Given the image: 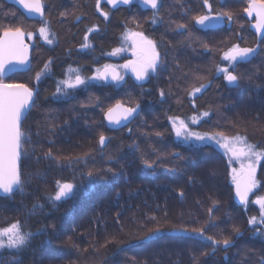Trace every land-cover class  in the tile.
Masks as SVG:
<instances>
[{
    "label": "trees",
    "instance_id": "trees-1",
    "mask_svg": "<svg viewBox=\"0 0 264 264\" xmlns=\"http://www.w3.org/2000/svg\"><path fill=\"white\" fill-rule=\"evenodd\" d=\"M92 2H44L53 21L66 11L75 15L58 28V48L39 56L41 62L53 58V75L39 87L42 105L31 108L22 121L21 130L33 135L24 140L23 152L19 149L23 191L0 196V228L19 221L21 231L33 235L21 249L0 247V264H264V222L255 203L264 197V157L256 173L257 188L247 202L238 204L231 175L232 169L238 170L236 163L215 141L176 139L169 119L179 117L202 135L245 137L264 151V41L247 27L237 28L240 11H229L234 25L228 48H259L246 63L233 68L228 62L239 77L237 85L229 86L215 72L214 51L221 48L223 37L219 33L198 40L195 53L182 54L181 71L165 72L158 83L145 85L121 72L120 83L98 81L89 89L88 81L80 94L74 92L78 88L69 90V103L60 105L54 102L61 99L56 88L68 73L62 72L66 67L82 64L79 74H92L87 72L92 58L76 53L71 42L77 36L74 29L87 18L83 13L92 12ZM80 11L81 19L72 25ZM31 26L18 9L0 0L1 33L16 27L28 33ZM239 36L244 39L236 43ZM16 77L22 84L30 80L23 74ZM201 84L205 88L200 93L189 95ZM117 103L139 105V114L112 129L104 115ZM204 112L209 115L202 116ZM193 117L200 119L196 125ZM101 134L109 138L104 146L99 144ZM145 160L154 161L155 168H146ZM57 181L76 187L69 198L53 203ZM253 217L255 224L250 225ZM155 229L160 231L145 240ZM199 229L203 235L194 231ZM206 237L219 243L214 248ZM225 238L230 246L222 243Z\"/></svg>",
    "mask_w": 264,
    "mask_h": 264
},
{
    "label": "snow or ice",
    "instance_id": "snow-or-ice-1",
    "mask_svg": "<svg viewBox=\"0 0 264 264\" xmlns=\"http://www.w3.org/2000/svg\"><path fill=\"white\" fill-rule=\"evenodd\" d=\"M18 2L23 5L28 13H35L43 16V5L41 0H18ZM101 0H97V7L99 8ZM111 5L125 4L129 5L132 0H107ZM142 5L145 7L150 6L154 10L153 23H156L155 13L159 11V7L162 0H140ZM204 5L208 8L211 6L208 4V0H204ZM249 15L252 12L256 13V28L259 35V39L264 41V0H251L249 7L245 9ZM105 18H107L108 13H102ZM224 16L222 14H217L215 16L209 13L208 15H201L195 17V22L203 27H208L213 23L222 22ZM231 19V17H228ZM178 29H183L184 25H178ZM92 32L93 29H89ZM40 35L47 41L48 44H52L53 40L49 39V30L46 26L39 29ZM25 32L21 27L16 28H5L2 33H0V81H2L5 72L12 71L16 65H24L28 63V45L24 43ZM54 36V34H51ZM27 37L32 38V33L28 32ZM133 55L136 60L129 61L123 67H131L133 72L136 74L137 80H143L149 73H155L158 71L161 60L160 54L157 52V45L152 40L147 39L143 33H131ZM87 40V34L86 38ZM84 46H87L84 45ZM122 49H113L112 55L118 54ZM259 51L258 47L255 48H241L239 45H234L225 54V59L232 64L233 68L235 64L241 62H247L251 57H253ZM51 61L45 64L44 68L36 74V79L39 81L41 77L46 74L49 70ZM218 72L224 74L225 80L230 85H237L239 83V77L234 75L232 71L228 68H218ZM70 73H76L74 79L71 74L68 78L60 81L56 88L57 95H69V90L76 89L80 86L88 83L89 78L82 77L79 74V70L71 69ZM111 80L115 83H120L123 81L124 77L116 71L115 66L105 65L103 70H99L97 75L92 79L97 80ZM205 88V85L201 84L200 87L193 88L189 95H195L200 93ZM36 92L34 89L27 87L23 84H5L0 82V196L12 194L14 190L19 189L23 191L24 181L21 176L22 173L19 171L17 161L20 157V144L23 133L21 132V125L23 119L26 117V112H28L35 103ZM164 93L161 92V96ZM139 114V105L136 107H124L120 103L109 108L105 112V119L111 125H120L123 122L130 121L135 115ZM208 112L202 113V116H208ZM172 120L173 130L177 138L183 141H196V142H207L209 140L215 141L217 144L227 152L231 153L230 160L234 158L236 161L240 162V169H232V181L235 185L236 196L239 197L240 201L247 202L249 193L253 192L257 188L258 181L255 178L256 169L254 167V161H258L260 158L264 157V151H257V145L249 144L245 137H224L222 135H202L200 133L192 132L188 129L187 124L179 117L169 118ZM195 123V120H193ZM159 135V133H158ZM109 138L105 137L103 134L99 137V144L103 146L107 143ZM224 143H221V141ZM237 144L240 146L237 147ZM51 153H49L50 155ZM179 155V154H176ZM247 161V163H245ZM144 165L148 169L155 168L154 161H144ZM93 176L92 172L88 173V177ZM58 191L52 198L53 203L60 201L62 199L69 198L75 190V185L72 183H61L57 181ZM256 204L260 205L261 208V220L264 222V197H258L255 201ZM36 207H43V205H34ZM213 209L209 210L211 215ZM154 219V218H153ZM248 223L250 225L255 224V218H250ZM160 229H155L149 232L144 239H151L158 233ZM198 234L203 235V229L194 230ZM233 231L236 235L240 234L238 227L234 228ZM33 233L22 232L21 224L19 221L9 224L7 227L0 228V247H3V239L7 238V247L21 249L27 245ZM208 241L215 246L219 243L212 237H206ZM222 243L227 247L230 246V240L225 238Z\"/></svg>",
    "mask_w": 264,
    "mask_h": 264
},
{
    "label": "flooded vegetation",
    "instance_id": "flooded-vegetation-1",
    "mask_svg": "<svg viewBox=\"0 0 264 264\" xmlns=\"http://www.w3.org/2000/svg\"><path fill=\"white\" fill-rule=\"evenodd\" d=\"M44 2L45 0H41L43 5L42 17L39 16L36 19L27 18L32 21V26L29 31L32 33V38L29 41L27 33H25L26 35L24 37V43L28 45V63L24 64L23 68L19 71L4 74L2 81H0L5 84H22L17 81L16 75L23 74L26 78H29L30 80L28 83L23 85L34 89L37 93L35 96V103L32 108L34 106L39 107L42 105L39 102V87L42 85L41 83H43V81L52 78L53 75V58L50 57L41 62L39 56H41L42 51L45 49L52 51L58 48L60 41L58 28H60V25L63 23L67 24L69 18L75 15L72 11H66L63 12V15L60 16L58 21H53L52 15H50V13L46 10L47 6H44ZM250 2L251 0H208V4L211 6L208 8L204 5V0H162L159 11L155 13V19L157 22L153 23L154 10L143 9L139 5V0H132L129 5L116 7H110L107 5L106 0H101L99 8L97 7V0H93L92 12H88L87 14L83 13V16H87V18L81 26L74 29L72 35L76 33L77 36H73L71 38V42L74 43L73 50L76 53L88 54L92 58V67L90 70H87V72H92L89 77V89L92 86H97L94 83H97L98 81H101L104 84H115V82H105L102 80L92 79L97 75L99 70L104 69L105 65L115 66L119 73H127V70L123 67V65L129 61L136 60V57L133 55L132 38L130 37L131 33H143L147 39L156 43L157 52L160 54L161 64L158 71L153 73L149 70L148 75L141 80L145 85L158 83L162 80L165 72H180L183 68L180 65V58L183 53H195L197 51L196 42L198 40H208L211 36H215L217 38L220 33L221 36H223L221 48L219 49L215 47L216 50L214 51L215 57L218 59L215 72H218V68L229 69V63L225 59V54L230 50L228 48V34L230 28L234 25L233 18H228L229 11H240L238 16L239 22L238 20L237 23L235 22L237 28L245 29L247 27L257 37L260 35L255 28L257 22L256 16L246 15L247 12L245 9L249 7ZM71 8L72 7H70V9ZM105 12L108 13L107 18H105L102 14ZM209 13L213 16L222 14L224 16L223 26L221 28L207 31L198 29L195 25V17L208 15ZM77 14L78 15L74 18L72 25H76L82 17L81 11ZM95 17L98 18V20H94ZM115 21L118 22L115 23ZM45 22L50 33L49 39L53 40L52 44H48L39 33V29L45 26ZM178 25H184V28L178 29ZM90 28L93 29L92 32L88 31ZM107 28H109V34H106ZM197 33H200L201 35L197 36ZM51 34H54V36ZM86 34L87 40L85 39ZM106 35L109 36L106 37ZM243 39V36H239L237 42H234L240 43ZM216 43L217 45L220 44L218 41ZM86 44L87 46H84ZM240 47L245 48L243 46ZM113 49H122V51L116 55H112L111 53L113 52ZM68 53L69 50H66L64 54ZM189 58L190 56L187 57V59ZM49 61H51V63L48 72L44 74L39 81H37L36 74L40 72ZM81 67L82 64L75 63L66 67L62 71L68 72L64 80L68 78L69 74H72L70 73L71 69H77L79 72H82L80 71ZM218 74L224 76L222 72H218ZM72 78L74 79V77ZM58 83L59 82H57V84ZM80 88H82V86L78 87V90H75L74 92L78 94L83 92V89L79 92ZM60 97L61 99L59 101L54 102H57L60 105L69 103L67 96L60 95ZM261 160L262 159L260 158V161ZM250 194L251 193H249V195Z\"/></svg>",
    "mask_w": 264,
    "mask_h": 264
},
{
    "label": "water",
    "instance_id": "water-1",
    "mask_svg": "<svg viewBox=\"0 0 264 264\" xmlns=\"http://www.w3.org/2000/svg\"><path fill=\"white\" fill-rule=\"evenodd\" d=\"M13 6H15L17 9H19L20 11H21V13L26 17V18H28V19H36V18H38L40 15H38V14H35V13H28L27 12V10L23 7V5H21L19 2H18V0H8ZM106 3H107V5L108 6H110V7H116V6H124L125 4H122V3H120V4H117V5H111V4H109L108 2H107V0H106ZM139 5L143 8V9H151V7L150 6H148V7H145L144 5H142V3L140 2V0H139ZM246 15H249V13L247 12L246 13ZM251 15H255L256 16V13L255 12H252V14ZM250 16V15H249ZM257 23V22H256ZM195 25H196V27L198 28V29H200V30H203V31H207V30H213V29H216V28H221L222 26H223V20H222V22H220V23H213L212 25H210V26H208V27H203V26H201V25H198V24H196V22H195ZM255 28H256V26H255ZM257 29V28H256ZM251 59V58H250ZM249 59V60H250ZM248 60V61H249ZM243 63H245V62H243ZM23 66L24 65H16V67L14 68V70H12V71H7V72H5V74H7V73H14V72H16V71H19L20 69H22L23 68ZM103 70V69H102ZM126 70H127V73L135 80V81H140V80H137V78H136V74H135V72H133V70H132V68L131 67H127L126 68ZM117 71V70H116ZM102 81H105V82H113L112 80H111V78L109 77V79H107V80H102ZM227 82V81H226ZM227 84L229 85V86H234V85H230L228 82H227ZM121 104V103H120ZM116 105V104H115ZM114 105V106H115ZM121 105H123V104H121ZM124 107H127V106H125V105H123ZM113 107V106H112ZM107 112V111H106ZM104 120H105V123H106V125L108 126V127H110V128H112V129H118V128H121V127H123V126H125L129 121H126V122H123L122 124H120V125H111V124H109L108 123V121L105 119V115H104ZM105 145V144H104ZM103 145V146H104ZM19 160V159H18ZM17 164H18V161H17ZM233 190H234V199H235V201L238 203V204H243L244 202H242V201H240V199H239V197H237L236 196V193H235V185L233 184Z\"/></svg>",
    "mask_w": 264,
    "mask_h": 264
},
{
    "label": "rangeland",
    "instance_id": "rangeland-1",
    "mask_svg": "<svg viewBox=\"0 0 264 264\" xmlns=\"http://www.w3.org/2000/svg\"><path fill=\"white\" fill-rule=\"evenodd\" d=\"M233 11H235V10H233ZM28 40L30 41L31 39L28 38ZM120 73H121V72H120ZM122 76H123V75H122ZM123 77H124V76H123ZM140 81H141V80H140ZM193 120H195V123H193ZM199 120H200V119H199L198 117H193V118L191 119V123H192L193 125H196V124L199 122ZM187 126H188V125H187ZM188 129L191 130L192 132H196L195 130L190 129L189 126H188ZM21 132L23 133V135H22V138H21L20 150H21V152H23L22 149H23V143H24V140H27V142H29L30 140H32V136H33V135H32L30 132H28L27 130H21ZM174 133H175V131H174ZM196 133H197V132H196ZM175 138L178 139V140H182V139H180V138H177L176 134H175ZM182 141H183V140H182ZM210 141H211V140H210ZM213 142H214V141H213ZM200 143H203V142H200ZM221 143H224V141L222 140ZM24 145H25V144H24ZM28 145H29V144H28ZM215 145H216L217 147H219L221 150H223V151L226 153V156L228 155L227 157H228V159L230 160L231 153L227 152L226 149L222 148V147L220 146V144L215 143ZM239 146H240V145L237 144V147H239ZM28 151H29V150H28ZM230 161L236 163L237 168L240 169V166H241L240 162L236 161L234 158H232ZM259 161H260V159H259L258 161H254V167H255L256 170L258 169L257 166L259 165ZM245 163H247V161H245ZM255 178H256V175H255ZM2 243H3V245H7V238H6V237L3 239Z\"/></svg>",
    "mask_w": 264,
    "mask_h": 264
}]
</instances>
